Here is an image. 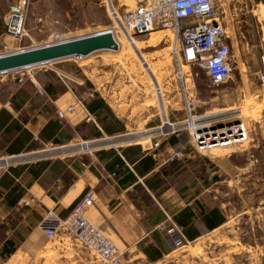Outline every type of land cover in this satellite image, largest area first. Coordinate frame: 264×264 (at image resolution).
I'll return each instance as SVG.
<instances>
[{"label":"rangeland","instance_id":"1","mask_svg":"<svg viewBox=\"0 0 264 264\" xmlns=\"http://www.w3.org/2000/svg\"><path fill=\"white\" fill-rule=\"evenodd\" d=\"M12 1L0 0V16ZM138 1L144 0H122V7ZM214 3L218 14L229 23L227 41L235 60L230 76L219 84H210L203 68H192L197 91L192 114L205 115L199 121L202 125L222 123L226 117L229 122L237 120L244 125L245 138L199 154L191 150L186 131H180L175 140L182 146L169 150L163 165L176 163L179 181L188 183L192 190L204 176L215 174L216 180L199 198L221 205L228 219L194 240L183 239L168 246L155 258L148 255L155 253L148 242V254L132 244L124 249L123 264H264V0ZM110 23L98 0H29L25 21L28 34L17 41L0 27V53L14 51L20 44L39 46L86 35ZM117 38L118 48L95 50L80 61L61 58L53 64L54 71L70 83L82 82L87 92L105 99L120 119L122 130L156 123L161 109L170 119L182 117L168 51L170 29L153 27L148 34L134 37V43L118 33ZM156 82L161 100L154 89ZM179 148L182 156L170 159ZM192 153L201 157L194 158ZM206 156L211 160L201 159ZM7 256L0 253V264H101L88 247L61 227L53 237L45 236L40 249H26L23 259L16 253L8 262Z\"/></svg>","mask_w":264,"mask_h":264},{"label":"crops","instance_id":"2","mask_svg":"<svg viewBox=\"0 0 264 264\" xmlns=\"http://www.w3.org/2000/svg\"><path fill=\"white\" fill-rule=\"evenodd\" d=\"M82 84L70 83L51 69H39L23 83L0 78V154L97 136L101 130H122L106 100L86 96L88 87L82 88ZM77 97H84L85 109L75 103ZM71 104L73 109L66 110ZM58 110L64 112L63 117L58 116ZM86 111L92 119L86 118ZM175 137L162 139L157 148L129 142L118 152L105 148L0 170V253L8 255L9 262L16 253L23 259L26 249H40L45 236L39 220L46 209L64 216L88 189L92 203L82 209L83 216L122 249L133 244L147 251L148 242L161 254L168 248L167 226H174L180 239L189 241L223 225L227 210L199 198L216 175L204 176L192 190L179 181L176 163L163 165L165 155L179 145ZM213 207L217 208L214 217ZM213 222L218 224L209 228Z\"/></svg>","mask_w":264,"mask_h":264},{"label":"built area","instance_id":"3","mask_svg":"<svg viewBox=\"0 0 264 264\" xmlns=\"http://www.w3.org/2000/svg\"><path fill=\"white\" fill-rule=\"evenodd\" d=\"M98 1L105 7L111 20L110 25L104 29L112 33L116 48L120 43L117 33L127 42L134 43V37L148 33L153 27L170 29L172 40L168 51L172 59V77L176 84L183 116L170 119L166 110L161 109L158 112L157 122L141 129H124L115 133L101 130L99 135L90 138L77 137L65 143L50 142L38 149L0 154V170L5 171L18 165L105 148H113L118 152V148L123 143L129 142L157 148L162 139L177 135L180 131H186L191 150L199 154L210 151L214 146L245 138L241 123L237 120L230 122L225 120L222 123L215 121L202 125L199 121L205 115L192 114V109L197 103L192 68H203L207 81L210 84H219L228 79L235 60L230 49L231 43L227 41L229 34L227 24L223 16L218 14L214 0H144L124 7L122 0ZM28 2L29 0H13L0 16V27L17 41H21L28 34L25 28ZM34 46L36 45L21 46L20 44L14 51ZM87 55L70 54L66 58L80 61ZM59 59L61 58L1 70L0 78L10 77L18 83H23L32 78L39 69L54 70L53 64ZM154 89L161 100V89L157 82ZM86 96H93V92L90 90ZM75 103L85 109L84 97H77ZM72 109V104L66 107L68 111ZM57 114L63 117L64 112L58 110ZM86 118L92 119L87 111ZM145 139H148V143ZM173 156L180 158L181 149H175L170 159ZM91 203V190L88 189L76 199L64 216H59L53 208L46 209L39 220V227L45 236L50 238L60 227L66 229L76 241L88 247L101 264H123L124 249L118 247L96 224L83 216L82 209ZM165 233V243L169 247L182 241L174 226L165 227Z\"/></svg>","mask_w":264,"mask_h":264},{"label":"water","instance_id":"4","mask_svg":"<svg viewBox=\"0 0 264 264\" xmlns=\"http://www.w3.org/2000/svg\"><path fill=\"white\" fill-rule=\"evenodd\" d=\"M112 33L106 29L92 33L46 43L26 49L0 54V71L40 61L57 59L70 54L87 55L99 49H115Z\"/></svg>","mask_w":264,"mask_h":264},{"label":"trees","instance_id":"5","mask_svg":"<svg viewBox=\"0 0 264 264\" xmlns=\"http://www.w3.org/2000/svg\"><path fill=\"white\" fill-rule=\"evenodd\" d=\"M216 211H217V208H216V207H213V208L211 209V215H212L213 217L216 215ZM215 222H216V221H215ZM215 222H213L211 225H209V224L207 223V224L210 226L209 228H212L213 226H215L216 224L219 223V221H218V223H215ZM142 251L145 252V253H147L146 249H142ZM147 254H148V253H147ZM148 255H149L150 258H155V256L159 255V253L148 254Z\"/></svg>","mask_w":264,"mask_h":264},{"label":"bare ground","instance_id":"6","mask_svg":"<svg viewBox=\"0 0 264 264\" xmlns=\"http://www.w3.org/2000/svg\"><path fill=\"white\" fill-rule=\"evenodd\" d=\"M225 14H226V13L224 12V17H226ZM227 25L229 26V23H227ZM229 27H230V26H229ZM151 30H152V29H151ZM151 30H150V31H151ZM150 31H149V32H150ZM149 32H148V33H149ZM148 33H147V34H148ZM236 62H237V60H236ZM226 120H229V118L226 117ZM232 121H236V120H232ZM241 128L243 129V134H244V137H245V130H244V125H243V124H241ZM215 147H216V146L210 148V150L214 149ZM217 150H218V149H217Z\"/></svg>","mask_w":264,"mask_h":264}]
</instances>
